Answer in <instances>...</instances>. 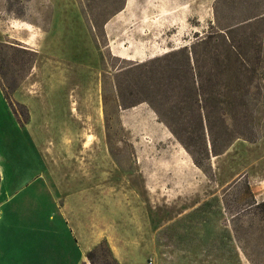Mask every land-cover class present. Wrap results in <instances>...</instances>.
Here are the masks:
<instances>
[{"label":"rangeland","instance_id":"374dc122","mask_svg":"<svg viewBox=\"0 0 264 264\" xmlns=\"http://www.w3.org/2000/svg\"><path fill=\"white\" fill-rule=\"evenodd\" d=\"M125 3L0 0V176L50 222L72 196L83 264H264V0H129L136 60Z\"/></svg>","mask_w":264,"mask_h":264},{"label":"crops","instance_id":"0c3cea01","mask_svg":"<svg viewBox=\"0 0 264 264\" xmlns=\"http://www.w3.org/2000/svg\"><path fill=\"white\" fill-rule=\"evenodd\" d=\"M128 1L126 0L124 7L104 23L109 52L118 57L134 60L140 56L159 52V47L155 43L157 38L155 32H147L148 28L145 26H131L134 18L125 13L131 10L127 6ZM66 96L72 107L71 105L75 104V96L73 98L70 94ZM73 109L74 107L71 108L69 117H77ZM53 117L55 118V111ZM57 128L62 127L56 126L54 122L52 129L57 130ZM4 166L5 175L0 176V264H83L90 247L81 238L77 239L76 227L72 223L73 216H70L72 196L69 194L67 204H61L60 198L57 202L53 199L55 208L60 213V220L50 222L54 216L53 209L48 214L50 220L48 218L45 220L43 203L38 202L39 196L26 194L24 199L33 200L26 205L16 202L15 199L22 192L19 191L21 189L12 190L11 181L16 180V183H20L24 175H19L15 179L10 171L6 172V165ZM39 177L46 186L49 185L44 175ZM28 180V178L23 180L24 184ZM25 185L32 186L31 183Z\"/></svg>","mask_w":264,"mask_h":264}]
</instances>
